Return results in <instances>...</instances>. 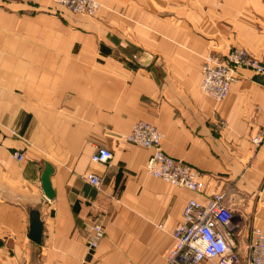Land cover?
I'll use <instances>...</instances> for the list:
<instances>
[{
  "label": "crops",
  "instance_id": "0c3cea01",
  "mask_svg": "<svg viewBox=\"0 0 264 264\" xmlns=\"http://www.w3.org/2000/svg\"><path fill=\"white\" fill-rule=\"evenodd\" d=\"M97 1L85 16L52 0H0V264H173L185 204L213 193L243 252L264 230V76L241 69L221 101L199 84L209 54L241 47L264 62V0ZM139 120L201 173L202 193L145 171L152 149L125 141ZM97 146L112 152L107 163L91 161ZM34 210L40 245L28 237ZM94 223L105 233L91 251Z\"/></svg>",
  "mask_w": 264,
  "mask_h": 264
},
{
  "label": "built area",
  "instance_id": "2783aa9c",
  "mask_svg": "<svg viewBox=\"0 0 264 264\" xmlns=\"http://www.w3.org/2000/svg\"><path fill=\"white\" fill-rule=\"evenodd\" d=\"M69 11L93 16L100 7L97 0H52ZM241 69H249L256 75L264 76V62L250 54L246 49L234 47L222 59L218 55L205 56L201 65L200 91L217 101L223 100L230 86L241 76ZM163 134L151 123L139 120L125 135V141L151 148L152 152L145 163V171L151 176L171 184L183 186L194 192L202 193L205 183L201 173L180 160L166 154L160 147ZM262 133L252 137L259 145ZM20 160L23 154L14 152ZM112 152L106 147L97 146L91 161L107 163ZM85 179L94 186L100 178L94 173H86ZM223 193H213L201 202L197 199L187 201L182 212V221L172 231L173 246L167 259L173 264H197L210 260L215 264H264V230L255 227L253 237L241 252L235 243L236 224L232 222L231 209L224 204ZM105 233L104 227L94 223L86 240L89 250L97 248Z\"/></svg>",
  "mask_w": 264,
  "mask_h": 264
},
{
  "label": "water",
  "instance_id": "95a60500",
  "mask_svg": "<svg viewBox=\"0 0 264 264\" xmlns=\"http://www.w3.org/2000/svg\"><path fill=\"white\" fill-rule=\"evenodd\" d=\"M53 172V167L48 162H45L44 169L41 175V186L45 196L48 199H52L54 196V191L51 188L50 175ZM42 229L43 225L39 217V212L34 210L31 212L29 219V233L28 237L34 243L40 245L42 239ZM29 264H36L31 262Z\"/></svg>",
  "mask_w": 264,
  "mask_h": 264
},
{
  "label": "rangeland",
  "instance_id": "374dc122",
  "mask_svg": "<svg viewBox=\"0 0 264 264\" xmlns=\"http://www.w3.org/2000/svg\"><path fill=\"white\" fill-rule=\"evenodd\" d=\"M223 59V58H222Z\"/></svg>",
  "mask_w": 264,
  "mask_h": 264
}]
</instances>
